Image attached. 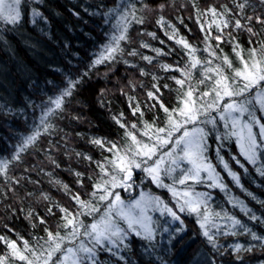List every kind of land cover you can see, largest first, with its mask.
I'll use <instances>...</instances> for the list:
<instances>
[{"label": "trees", "instance_id": "trees-1", "mask_svg": "<svg viewBox=\"0 0 264 264\" xmlns=\"http://www.w3.org/2000/svg\"><path fill=\"white\" fill-rule=\"evenodd\" d=\"M47 1L49 6L48 8L45 6L44 11L49 17V23L25 25L19 32L0 25V34L8 38L10 45L8 47L0 44V159H10L22 137L34 130L33 126L39 123L40 106L46 105L50 98L56 97L66 86L67 74L73 79H81L72 96L65 98L64 110L62 112L57 110L49 117L53 129L48 133H42L35 144L20 154L19 160L11 161L6 176L0 175V236L16 241L21 249L24 241H27L31 248L39 250V246L47 240L46 228L53 233L57 230L63 231L62 228L58 229V225L64 223L59 208L53 207L54 214H50L48 212L50 206L60 205L75 211L77 206L71 198L72 194L79 193L82 200L90 199L93 182L99 178L100 171L95 162L78 158L76 153L86 154L91 156L93 161L101 162L112 155L92 144V138H103L109 143L118 144L121 148L126 147L130 139L125 133V128H121L116 119L125 123L128 131L134 135H138V130L145 129V121L149 124L155 121L156 127H163L167 121V114L159 104L147 96L148 91L155 92L153 84L161 88V92L156 95L161 97L166 107L169 109L179 107L177 99L179 86L171 77L179 78L180 73L164 71L161 65L178 64L182 68L188 57L184 55L185 50L174 40H169L165 34L166 31L171 34V28L157 24L160 16L178 30L179 36L187 38L189 43L201 50L196 53L197 56L207 58V53L203 51L205 47L203 33L197 24L196 10L192 6L193 0H132L137 5V15H143L145 18L143 25L132 24L129 35L133 42L131 44L122 42L121 46L124 49L122 55H117L112 63L105 62L95 67H91V64L102 45L106 43L105 33L108 27L103 25L100 17L89 16L84 7L92 10H96L100 5L113 7L118 0ZM194 2L201 10L209 6L223 10L222 6H227L236 12L238 11L236 3L243 0H194ZM159 4H165L163 11L158 9ZM144 5L150 10L140 11ZM73 11L80 12V18L73 15ZM254 15H264V6L259 4V0H248L243 16ZM228 18L234 19L232 16ZM180 20H183V23H180ZM210 20L211 16L201 18V23L206 29L208 28L206 21ZM242 22L247 23L243 18ZM251 26L257 33L255 37H250L246 31L233 33L240 45L238 50H241V55L245 59L253 46L259 48L260 43L264 41V24L253 20ZM212 31L215 34V26L212 27ZM147 33H154L156 38L153 39ZM24 38L39 42L38 46L41 47L39 54L32 56L28 52L24 47ZM250 39L253 40V44L249 43ZM141 43L150 47L142 48ZM209 43L215 45L216 41L211 40ZM220 48L223 50L221 55H227L233 67L237 68L239 61L233 52V44L225 42ZM133 49L138 55H128ZM152 49H160L166 54L158 56ZM10 53L14 56L12 57ZM142 56L153 57L152 63L143 60ZM17 61H20L18 65L22 69H16L14 64ZM141 69H144L147 75H141ZM227 71L231 74V69ZM153 76L157 79L154 80ZM193 76L198 79L199 70L194 71ZM164 85L168 87L165 88ZM200 88L203 89V85H200ZM152 104L156 106L148 107ZM137 105L140 106L143 117L139 113L135 117L132 115V108ZM133 123L137 126L135 129L131 128ZM224 132L225 129L218 126L209 136L208 158L227 185L229 195L243 201L258 216L264 215V203L258 202L264 201V177L256 172L255 167L244 161L236 148L234 137L223 141L224 146L219 148V151L229 167L239 174L243 189L229 180L218 165L216 152L219 145L216 136ZM233 156L245 163L247 172L239 168L232 159ZM53 160L59 167L52 163ZM76 172L83 173L82 186L77 183ZM134 174L138 178L141 173ZM57 181H61L62 184ZM63 184L69 186L71 194L65 191ZM195 189L208 190L206 192L213 195L209 202L211 208L216 211H227L257 234L264 235V223L251 221L239 207H233L229 203V196L207 189L205 186H195ZM247 193H252L257 199H253ZM42 194H46L50 200L43 199ZM158 194L164 200L169 199L165 191H158ZM98 215L96 214V218ZM180 217L183 221L182 227L177 223L171 224L167 217L154 214L153 220L157 231L151 244L130 237V248L121 252L125 257L124 261L117 260L108 252H101L100 264L128 262L213 264V257L215 264H236L229 253L221 256L213 251L202 236L195 216L183 213ZM40 218H44L46 223L41 224ZM93 218L81 217L85 224L91 222ZM217 222L224 223L219 220ZM164 228L168 231L165 232ZM237 242L246 246L256 245L251 254H244L245 264H264V248H261L258 242L252 241L250 235L227 237L221 235L218 238L221 245H232ZM0 256H6L5 264H23L11 256L10 250L3 242H0Z\"/></svg>", "mask_w": 264, "mask_h": 264}, {"label": "snow or ice", "instance_id": "snow-or-ice-1", "mask_svg": "<svg viewBox=\"0 0 264 264\" xmlns=\"http://www.w3.org/2000/svg\"><path fill=\"white\" fill-rule=\"evenodd\" d=\"M45 3L46 0H0V25L19 32L25 25L37 26L40 22L47 24L49 17L44 11ZM247 4L248 0L236 3L235 7L238 9L236 12L227 6H222L223 10L214 6L201 10L193 0L192 6L196 10L197 24L200 25V31L203 33L205 45L203 51L207 53V58L197 56L196 53L201 50L189 43L187 38L179 36L178 30L160 16L157 24L171 28V34L167 31L165 34L169 40H174L177 45H180L185 50L184 55L188 57V61L182 68L178 64L176 66L161 65L164 71L180 73L179 78L171 77L179 86L177 97L179 107L172 109L166 107L161 97L156 95L161 92V88L153 84L155 92L148 91L147 96L159 104L167 114V121L163 127H156L155 121L152 124L145 121V131L141 135L147 136L148 139L139 140L136 135L128 131L125 123L116 119L119 126L125 128L126 135L132 141L130 145L121 148L118 144L109 143L103 138H92V144L112 155L101 162L93 161V158L86 154L76 153L78 158L82 157L89 162H95L100 171L99 178L93 182L90 199L82 200L79 193L72 194L71 198L77 206L75 211L60 205L50 206L48 208L50 214H54L53 207L59 208L64 223L58 225V229L62 228L63 231L57 230L53 233L46 228L47 240L39 246V250L31 248L27 241H24L23 249H21L16 241L0 236V242L6 244L11 256L23 264H100V253L108 252L117 260L124 261L125 257L121 255V252L130 248V237L149 244L154 240L157 229L153 217L148 215L149 211H160L161 215L166 214L173 221L180 220L181 224L183 221L178 213L194 214L202 236L213 251L221 256L229 253L236 264H245L244 254H251L256 245L246 246L239 242L221 245L218 243L221 235L225 237L250 235L252 241L258 242L259 246L264 248V235L257 234L227 211H216L211 208L210 193L197 192L193 188V185L210 181L206 187L219 188L226 195L229 194L227 185L207 155L210 147L209 136L220 123L223 124L225 132L216 136L219 145L216 155L227 175L243 189L239 174L229 167L219 151V148L224 146L223 141L234 137L244 161L255 167L256 172L264 177V41L260 43L259 48L253 46L248 58L245 59L241 55V50H238L240 45L236 36L233 35L237 31H246L250 37H255L257 33L251 26L253 20L264 24V15L243 16ZM259 4L264 6V0H259ZM164 8L165 4L158 5L160 11ZM147 10H150L147 5L140 9L142 12ZM84 11L91 17H100L103 25L108 27L105 33L106 43L95 55L91 67L105 62H114L117 55H122L124 52L122 42L125 44L133 42L129 35L132 24L143 25L145 20L143 15H137V5L132 0H118L113 7L100 5L96 10L85 6ZM73 15L80 18L78 11H73ZM208 16H211V20L206 21L208 24L206 29L201 23V18ZM229 16L234 19L230 20ZM242 18L247 23L242 22ZM180 23H183V20H180ZM213 26L216 29L215 34L212 31ZM228 29L230 31L226 32L225 30ZM147 35L152 36L153 39L156 38L154 33H147ZM24 40L25 44L31 48H36L39 44L38 41L30 38H24ZM211 40H215L216 44L209 43ZM225 42L233 44V52L240 57L242 68H234L229 57L221 55L223 50L220 45ZM249 43L254 42L250 39ZM0 44L10 47L6 36L0 38ZM140 47L150 46L141 43ZM152 50L158 56L166 54L160 49ZM128 55L136 56L138 53L133 49L128 52ZM142 59L150 64L153 61V57L149 56H142ZM129 66L134 67V65ZM227 69H231V74ZM196 70L200 72L198 79L193 76ZM140 74L147 75L144 69L140 70ZM153 79L157 78L153 76ZM79 83H81L80 78L73 79L70 74H67L66 86L56 97L50 98L46 105L40 106L39 123L33 126L34 130L22 137L10 159H0V175L6 176L11 161L19 160L20 154L35 144L42 133H48L53 129L54 126L49 117L57 110L61 112L64 110L65 98L72 96ZM200 85H203V89ZM164 87L167 88L168 85ZM129 99L132 98L129 97ZM156 104L148 107L154 108ZM137 113L141 117L144 115L139 105L132 108L134 117ZM74 118L79 119V117ZM136 127L135 123L131 125L133 129ZM148 130H151V134ZM232 159L239 168L244 169L245 172L248 171L245 163L236 156ZM52 163L59 167L54 160ZM185 164L188 167H184ZM137 169L157 187L167 189L173 197L176 210L169 207L158 196L146 198L141 194L139 199L125 203L121 192L117 189L124 191L131 189L133 172ZM75 175L78 178L77 183L82 186L83 173L76 172ZM166 179H170L172 183H166ZM57 183L62 184L61 181ZM178 185L183 188H178ZM62 186L67 193L71 194L68 185ZM247 194L257 199L252 193ZM42 197L50 200L46 194H42ZM258 202L264 203V201ZM229 203L233 207H239L254 223H264V215L258 216L243 201L229 195ZM96 214H99L98 218ZM82 216L94 218L91 223L85 224L81 219ZM218 220L224 223L220 224ZM40 223H46L45 219L40 218ZM180 230L183 231V228ZM164 231L167 232L168 229L164 228ZM5 261L6 256H0V264H5ZM213 264H215V257H213Z\"/></svg>", "mask_w": 264, "mask_h": 264}, {"label": "rangeland", "instance_id": "rangeland-1", "mask_svg": "<svg viewBox=\"0 0 264 264\" xmlns=\"http://www.w3.org/2000/svg\"><path fill=\"white\" fill-rule=\"evenodd\" d=\"M51 1V0H50ZM53 1V0H52ZM32 6H35V5H32ZM47 7L48 8V6H49V2L46 0V3H45V5H44V7ZM47 10H49V9H47ZM33 41H35V40H33ZM38 45H40V44H38ZM24 47L28 50V52L32 55V56H34V54H39V52H40V50H41V47L40 46H37L36 48H31V47H28L26 44L24 45ZM13 53V52H12ZM12 53H10V55L12 56L13 54ZM14 56V55H13ZM12 56V57H13ZM249 56V55H248ZM248 56H247V58H248ZM237 61H239V65H238V67L237 68H242L243 66H242V64H241V60H240V57H238L237 56ZM16 64H14L15 65V67H16V69H22L19 65H18V63H20V61H17V62H15ZM20 67V68H19ZM259 114V113H258ZM213 115H215L214 113H213ZM218 126H220V127H223L224 128V126H223V124L222 123H220V124H218ZM145 131V129H140V130H138V135H136V137H137V139H139V140H147L148 139V137L147 136H144V135H141V133L142 132H144ZM149 131V134H151V130H148ZM235 139V138H234ZM132 143V141L130 140V142H129V144H127V145H130ZM235 143H236V139H235ZM236 145H237V143H236ZM236 148H238V151H239V153H240V150H239V147H238V145H237V147ZM244 159V158H243ZM217 161H218V159H216ZM218 165L220 166V168L222 169V171L224 172V174L229 178V180H231L232 182H233V180L227 175V172L224 170V167H223V165L218 161ZM184 167H188V165L187 164H185L184 165ZM136 172H138V173H141L139 176H138V178H136L135 177V174L134 173H136ZM136 178V179H135ZM144 178V179H143ZM143 179V180H142ZM165 182L166 183H172V181L170 180V179H166L165 180ZM207 183H210V181H206L205 183H201V184H196V185H193V188H194V190L195 191H197V192H206V191H208V190H201V189H195V186H205L206 187V184ZM234 183V182H233ZM132 184H133V187L131 188V189H129L128 191H124L123 189H117V191H120L121 192V196H122V199L125 201V203H131L133 200H136V199H139L140 197H141V194H143L146 198L147 197H160L166 204H168V206L169 207H173V209L174 210H176L175 209V203H174V200H173V197L171 196V194L167 191V189L166 188H161V187H157L155 184H153L152 182H151V180L149 179V178H147L146 177V175L142 172V171H140V170H134V172H133V180H132ZM235 184V183H234ZM236 185V184H235ZM237 186V185H236ZM178 188H183V186H177ZM207 189H212V190H216L218 193H221V194H225V192H223V191H221L219 188H208V187H206ZM158 191H165L166 192V194H168V196H169V199L168 200H164L162 197H161V195L160 194H158ZM211 195V197L213 198V195L212 194H210ZM227 196H229V194L227 195ZM154 214H157V215H161V212L160 211H149L148 212V215H150V216H154ZM183 213H178V215H182ZM193 216H195L194 214H192ZM163 217H167V218H169V221H170V223L171 224H173V223H177V225H179V226H183L182 224H181V221L180 220H177V221H173L172 220V218L171 217H168L166 214H164V215H162ZM195 218H196V216H195ZM197 220V219H196ZM92 222V221H91ZM91 222H89V223H91ZM198 224V223H197ZM122 226H124V225H122ZM199 226V225H198ZM200 228V227H199Z\"/></svg>", "mask_w": 264, "mask_h": 264}]
</instances>
